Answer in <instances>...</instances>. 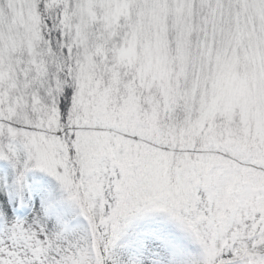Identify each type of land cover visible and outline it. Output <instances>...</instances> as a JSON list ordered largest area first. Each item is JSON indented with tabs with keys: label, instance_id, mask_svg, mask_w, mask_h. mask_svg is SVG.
<instances>
[{
	"label": "snow or ice",
	"instance_id": "1",
	"mask_svg": "<svg viewBox=\"0 0 264 264\" xmlns=\"http://www.w3.org/2000/svg\"><path fill=\"white\" fill-rule=\"evenodd\" d=\"M0 264H264V0H0Z\"/></svg>",
	"mask_w": 264,
	"mask_h": 264
}]
</instances>
